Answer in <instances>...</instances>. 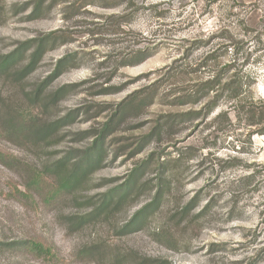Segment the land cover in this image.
I'll return each mask as SVG.
<instances>
[{
  "label": "rangeland",
  "instance_id": "rangeland-1",
  "mask_svg": "<svg viewBox=\"0 0 264 264\" xmlns=\"http://www.w3.org/2000/svg\"><path fill=\"white\" fill-rule=\"evenodd\" d=\"M21 46L0 72V264H264V135L226 97L211 113L191 104L204 57L236 52L247 102L264 109V0H0V63ZM102 134L103 160L47 199L54 164L84 161Z\"/></svg>",
  "mask_w": 264,
  "mask_h": 264
},
{
  "label": "trees",
  "instance_id": "trees-1",
  "mask_svg": "<svg viewBox=\"0 0 264 264\" xmlns=\"http://www.w3.org/2000/svg\"><path fill=\"white\" fill-rule=\"evenodd\" d=\"M32 43H34V45H32L34 51L31 61L21 72V75L26 74V72L31 70L36 62L41 58L46 50L48 39L47 37H44L39 40H34ZM28 49V46H21L12 54L7 55L0 63V72L9 69L16 62V60L21 57L24 50L26 51ZM236 55L237 53L235 52V57L230 60L223 61L221 60V55L216 54V51H211L204 57L202 62L198 64L194 71L200 70L202 74H207L204 75L205 77L202 80L198 78V81H196L197 83H195V85L192 87L191 104H197L204 100L205 102L201 103L203 104L202 107L205 109H210L209 113H211L214 109L218 108L220 100L226 97L228 100L235 102L236 107L247 109L245 112L248 115V125L255 127L256 133L264 135V129H258V126L260 127L264 125V109L261 104L262 102H247L245 88L248 86L247 80L251 75L246 69L245 71L241 69L243 68L244 64H236L238 60ZM239 66H241V68H239ZM60 68L61 65H59V71L57 69L56 73L61 72ZM192 109H194V107H192ZM193 113H195V111L191 110V115ZM21 128L23 127L21 126ZM50 130H52V128L50 125H47L46 127H42L39 132H41L40 135L44 138L47 136V133L50 132ZM105 138V134L100 135L99 139L94 142L91 150L86 154V159L84 161H70L69 159L64 158L54 164L50 173H52L57 178V181L56 184L50 189L49 194L46 195L48 196L47 199L50 201H58V199H61L66 194H69L80 187L83 179L92 169V167H95L103 160V149L97 150L95 148L100 147L99 145H102ZM94 149L96 152H92ZM72 158L74 157L71 156L70 159ZM85 162H87V164L84 166L83 164ZM144 164L146 165V163ZM145 165L142 164L141 166L137 167L128 181H126L125 184L123 183L125 185L124 191L122 190L118 193L120 195V200L124 199L139 184V178L141 174H143L142 168ZM123 184H121L120 187L123 186ZM34 186L37 188H42L43 186V182H40V179H38L37 176L31 178L27 183L26 187L28 192H31ZM120 187H115L113 190L106 193L102 206H106L112 201L116 194L115 192ZM162 187L163 185H160V190L157 192L153 203H150L143 209L139 210L124 226L127 232L138 230V228L147 221L151 213L155 211L162 198ZM193 203L194 199L192 200L191 204L193 205ZM23 245L28 246L30 250L38 253L49 250V246L38 240L26 242Z\"/></svg>",
  "mask_w": 264,
  "mask_h": 264
}]
</instances>
